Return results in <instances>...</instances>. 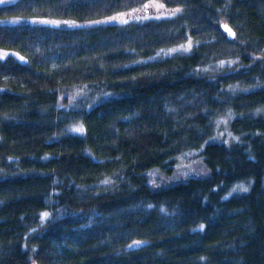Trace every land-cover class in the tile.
<instances>
[{
	"label": "trees",
	"instance_id": "obj_1",
	"mask_svg": "<svg viewBox=\"0 0 264 264\" xmlns=\"http://www.w3.org/2000/svg\"><path fill=\"white\" fill-rule=\"evenodd\" d=\"M153 1L180 11L14 24ZM0 21V51L20 58L0 59V264H264V0H17ZM202 146L208 178L148 187Z\"/></svg>",
	"mask_w": 264,
	"mask_h": 264
},
{
	"label": "rangeland",
	"instance_id": "obj_2",
	"mask_svg": "<svg viewBox=\"0 0 264 264\" xmlns=\"http://www.w3.org/2000/svg\"><path fill=\"white\" fill-rule=\"evenodd\" d=\"M17 0H4L1 6L9 5L15 3ZM229 2V0H226ZM180 10H168L165 9L159 2L153 1L146 8L141 9L135 13H127L114 16L108 20L100 21L96 23H74L69 21H57V20H47V19H32V20H22L16 21L15 23L38 25L51 28H63V29H76L83 27H91L98 24H125L131 21H147V20H162L174 17L179 13ZM8 22H1L0 24H6ZM13 23V22H12ZM193 44L191 41L182 44L180 46L164 50L155 55L152 60H161L168 57L188 55L191 52ZM13 55L10 52L0 51V59H5ZM17 59L20 58L16 55ZM71 101V100H70ZM98 102V101H97ZM96 100L93 105L97 103ZM231 118L220 119L216 124V140L224 138L227 142L232 138V134L229 128V123ZM75 129H83L82 126L77 128H70V133H75ZM215 141V140H214ZM203 146L200 149L191 150L178 155L174 159V164L171 167L170 172L160 171L158 169H151L147 173V185L151 190H159L169 188L173 185L179 183H185L190 179H206L210 176V170L204 162V157L202 155ZM250 185L240 184L231 188L230 191L225 196V199H229L234 195L245 194L249 190Z\"/></svg>",
	"mask_w": 264,
	"mask_h": 264
},
{
	"label": "water",
	"instance_id": "obj_3",
	"mask_svg": "<svg viewBox=\"0 0 264 264\" xmlns=\"http://www.w3.org/2000/svg\"><path fill=\"white\" fill-rule=\"evenodd\" d=\"M227 29H230L231 30V34L229 33ZM220 29L222 30V32L230 39V40H234L235 38V34H234V31L232 30V28L227 24V23H222L220 25Z\"/></svg>",
	"mask_w": 264,
	"mask_h": 264
},
{
	"label": "snow or ice",
	"instance_id": "obj_4",
	"mask_svg": "<svg viewBox=\"0 0 264 264\" xmlns=\"http://www.w3.org/2000/svg\"><path fill=\"white\" fill-rule=\"evenodd\" d=\"M4 3V0H0V4ZM178 11V10H177ZM226 30L229 31V33L231 34V30L230 29H227ZM77 131H83V129H76ZM44 216H47V213L44 214Z\"/></svg>",
	"mask_w": 264,
	"mask_h": 264
}]
</instances>
